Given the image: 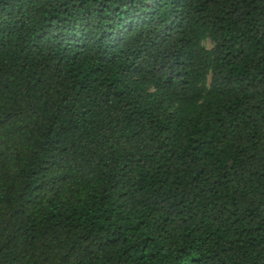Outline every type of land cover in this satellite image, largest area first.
Instances as JSON below:
<instances>
[{
	"label": "trees",
	"instance_id": "obj_1",
	"mask_svg": "<svg viewBox=\"0 0 264 264\" xmlns=\"http://www.w3.org/2000/svg\"><path fill=\"white\" fill-rule=\"evenodd\" d=\"M0 264H264V0H0Z\"/></svg>",
	"mask_w": 264,
	"mask_h": 264
},
{
	"label": "rangeland",
	"instance_id": "obj_2",
	"mask_svg": "<svg viewBox=\"0 0 264 264\" xmlns=\"http://www.w3.org/2000/svg\"><path fill=\"white\" fill-rule=\"evenodd\" d=\"M205 46L210 49L213 47V44L210 41H206Z\"/></svg>",
	"mask_w": 264,
	"mask_h": 264
}]
</instances>
